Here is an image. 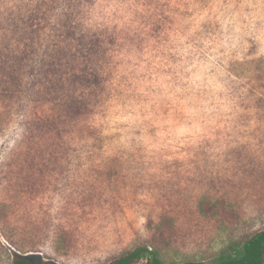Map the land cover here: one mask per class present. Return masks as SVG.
<instances>
[{
    "label": "rangeland",
    "instance_id": "1",
    "mask_svg": "<svg viewBox=\"0 0 264 264\" xmlns=\"http://www.w3.org/2000/svg\"><path fill=\"white\" fill-rule=\"evenodd\" d=\"M57 27L88 53L52 72ZM261 230L264 0H0V264L209 263Z\"/></svg>",
    "mask_w": 264,
    "mask_h": 264
},
{
    "label": "trees",
    "instance_id": "2",
    "mask_svg": "<svg viewBox=\"0 0 264 264\" xmlns=\"http://www.w3.org/2000/svg\"><path fill=\"white\" fill-rule=\"evenodd\" d=\"M56 33L53 35L51 40V45H48L47 48H57L56 54L51 53L50 55L46 53L45 46H43V65L47 66L48 70L59 71L64 68V65L67 64L68 60L63 57V53L67 52L69 55L75 56L78 52L86 50L88 53V44L86 40H83V43L78 44L75 41L81 40L84 37L74 39L75 48L72 47L71 40L67 36H62L58 34L60 30L58 27L55 29ZM74 37V35H73ZM87 47V48H86ZM53 52V51H52ZM60 66V68H58ZM33 73L34 70H33ZM46 73V72H43ZM20 77V76H19ZM29 78H32L33 75H29ZM34 77H37L35 75ZM22 79V78H21ZM6 96H9L7 92H4ZM12 94V90L10 95ZM82 106L80 103H77L76 114L81 112ZM148 259V264H167L164 263L161 259V254L158 248L149 247V246H140L134 250L128 251L121 255L119 258L112 260L108 264H138L143 259ZM11 264H58L53 261H41L35 263L30 256L18 255L16 254L13 257ZM170 264H264V230L258 231L253 235L247 237L244 240L233 242L227 247L223 248L217 256L209 263L203 261H188L184 263H170Z\"/></svg>",
    "mask_w": 264,
    "mask_h": 264
}]
</instances>
